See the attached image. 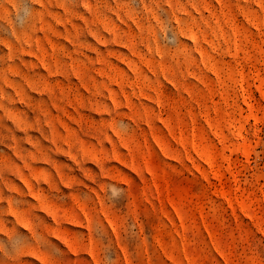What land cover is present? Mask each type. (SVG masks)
Instances as JSON below:
<instances>
[{"label": "rangeland", "instance_id": "rangeland-1", "mask_svg": "<svg viewBox=\"0 0 264 264\" xmlns=\"http://www.w3.org/2000/svg\"><path fill=\"white\" fill-rule=\"evenodd\" d=\"M256 85L264 0H0V264H264Z\"/></svg>", "mask_w": 264, "mask_h": 264}, {"label": "bare ground", "instance_id": "bare-ground-1", "mask_svg": "<svg viewBox=\"0 0 264 264\" xmlns=\"http://www.w3.org/2000/svg\"><path fill=\"white\" fill-rule=\"evenodd\" d=\"M255 89L257 91H259L261 93V95L264 97V86L263 85H256ZM243 103L247 107V112H248L247 117L257 121V115L252 111L251 105L248 104L244 98H243ZM230 134H231V137L235 140L234 152L239 153L242 156H246V153H247L246 148L244 146L238 145L239 141H245V138L242 136V134L240 132L231 131ZM224 152H225V148H222V153H224ZM206 164H207V166L209 168V172H210L212 170V167H213V164H212L210 158H208L206 160ZM222 199L229 206V208L236 207V208H238V210H240L244 214L245 217H249V216L251 217V214L248 215L247 213H245V210H244L245 208H242L239 205L234 206V204L231 201L227 200L223 195H222ZM252 219H253V217H252ZM262 232H264V231H262Z\"/></svg>", "mask_w": 264, "mask_h": 264}]
</instances>
